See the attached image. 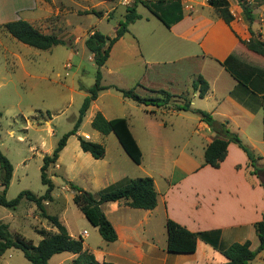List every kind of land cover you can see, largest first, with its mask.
<instances>
[{
    "label": "crops",
    "instance_id": "1",
    "mask_svg": "<svg viewBox=\"0 0 264 264\" xmlns=\"http://www.w3.org/2000/svg\"><path fill=\"white\" fill-rule=\"evenodd\" d=\"M180 1L183 18L171 28L166 29L173 38L181 42L169 50H161L157 47L156 50H148L145 54L138 49V64L141 66L139 65L137 78L133 77V81H136L135 92L139 96L148 97L146 92L161 89L164 86L163 88L174 89H171L174 96H187L191 109L210 113L217 123L225 124L226 129L236 134L257 158V165L261 170L257 175L250 174L251 168L248 166L249 161L245 153L233 143L228 144L226 156L218 168L204 165L205 148L214 138L220 136L211 131L192 112L177 111L169 105L145 106L122 97L118 114L112 109L107 114L101 108H97L96 102L108 89L99 92L97 99L91 103L89 109H93V113L95 109H98V112L107 120L125 119L141 151V163L136 166L142 174L136 178H152L157 194V204L150 211L130 208L125 200L100 206L101 211L106 209L104 211L106 215H104L117 233V240L111 243L113 248L109 253L92 252L100 255L101 260L105 262L113 264H225L227 260L221 253L222 249L233 243L249 241L250 249L255 250L259 244L254 225L261 221L264 215V151L262 150L264 144V78L254 76L247 86H243L220 63L229 55L234 54L242 63L264 72V57L248 51L243 44L251 38V32L264 40V0L248 6L253 16L252 23L246 19L242 6L235 8L231 1L227 0L229 11L233 16V20L228 24L218 16L214 7L207 4V0H195V7L189 4L193 0ZM109 2L113 1L100 0L96 4H91L93 6L89 8L88 0H84V5L77 0H0V26L12 21L24 20L42 34L55 35L66 42L73 39L72 36L66 38L70 32L83 34L86 31V36L84 35L81 39V43L84 44L85 39L94 32L102 34L98 28L102 20L112 18L115 7L107 10L96 9ZM131 3L132 0H128L126 5H118L126 8ZM90 9L102 12L103 16L97 17L96 22L88 26L89 30L83 31L79 17ZM139 15L141 19L130 24L128 33L125 34L131 35L134 43L137 44L138 40L131 34V29L137 22L149 19L147 16ZM73 17L78 20L73 21ZM116 27L112 29L113 34L107 37L114 36ZM125 35L111 47L109 58L101 68V70H106V73L119 71L120 64H117L116 69L115 66L107 64L112 58L115 47L124 41ZM75 42L78 41L75 39ZM149 53L150 57L147 58ZM174 54L175 59L160 60V57H169ZM90 58L92 59V55ZM181 62L196 64L186 81L191 85L197 76H202L209 87L203 98H200L198 92H194L191 87V92L172 87L176 79L171 75L165 74L160 80L153 75V72L163 65ZM140 84L144 85L145 89L137 88ZM137 112L139 113L138 122ZM93 113L89 116L91 117ZM186 113L195 115V118L183 115ZM168 116H176L182 120L177 123L168 122ZM80 136L91 141L88 134ZM141 140L147 141L150 145L148 149L150 161L147 167H143L144 154L139 145ZM68 146L67 140L53 165L56 168L61 167L62 155ZM171 146L175 147L174 154ZM159 147L163 148L161 154ZM121 152H124L123 149ZM83 160L88 161L90 165L98 163L103 166L98 171H89L91 166H84ZM73 163L75 168L77 165L80 166L79 172L84 174L89 183L96 187L94 190L96 194L126 177L119 176L107 180L114 176L116 166L114 161L108 159L106 149L104 157L95 160L80 149L78 141L73 148ZM130 210L137 212L132 213L133 211ZM108 215L114 218L110 219ZM167 219L193 233L217 234V248L203 240H198L196 249L192 253L168 252L166 248ZM54 229H51L52 233L56 232ZM72 256L75 257V255ZM249 264H264V250L258 253Z\"/></svg>",
    "mask_w": 264,
    "mask_h": 264
},
{
    "label": "rangeland",
    "instance_id": "2",
    "mask_svg": "<svg viewBox=\"0 0 264 264\" xmlns=\"http://www.w3.org/2000/svg\"><path fill=\"white\" fill-rule=\"evenodd\" d=\"M77 1L84 5V0ZM230 1L235 8L247 5L245 0ZM255 1L259 3L261 0ZM98 2L100 0H88L87 6L91 8L93 6L91 4ZM127 2L128 0H118L96 8L97 10L99 8L105 10L116 8L112 12L110 20H102L99 24L98 28L104 36H111L112 29L117 26L118 22L124 20L125 7L118 4L126 5ZM195 2L193 0L189 4L195 7ZM136 12L144 17H149L148 21H139L131 29V34L137 38L138 44L134 43L131 35H125L124 41L115 47L112 58L107 64L115 66V69L117 64H120L119 71L106 73V70L100 69L102 85H112L122 89L135 88L136 81H133V77L137 78L140 65L138 64V49L145 54L148 50H154L157 47H160L161 50H169L181 42L171 36L170 32L150 13L145 5L138 3ZM79 13L81 14V12ZM79 18L81 29L84 31L85 29L89 30L88 26H92L96 22L97 16L83 13ZM72 19L73 21L78 20L76 17ZM69 34L66 38L72 36V41H64V45L55 46L49 51H42L18 42L3 27L0 28V151L13 167L12 178L5 193L7 200L14 199L23 191H29L36 197L44 195L46 187L42 185L40 178L42 158L45 155H50L61 137L73 129L87 90L94 84L96 66L90 58L92 54L81 43L86 31L83 34L72 32ZM75 39L78 42H75ZM149 57L150 53L147 54V58ZM167 58L168 60L175 59L176 55L160 57V60H167ZM195 66L196 64L187 62L167 64L155 70L153 75L159 80L165 74L171 75L176 79V83H172V87L191 92L190 82L186 80ZM141 84L137 88L145 87ZM163 87L153 90L157 92L149 90L145 94L148 97L162 98L164 95L158 91H165L172 95L168 104L172 108L187 98L185 95L174 96L172 93L174 89ZM122 99L119 92L108 89L98 99L96 105L107 114L110 109L118 114ZM93 111L90 108L83 117L78 135L88 134L91 142L102 144L107 151L108 159L114 161L115 174L107 180L119 176L137 179L136 177L142 172L124 152H121L122 149L116 137L112 133L102 135L92 129L91 118L98 112V109H95L94 113ZM90 113H93L91 117ZM183 115L195 118V115L191 113ZM136 119L138 122V112ZM167 119L168 122L175 123L182 120L176 116H168ZM77 141L76 136H70L69 146L62 155L61 167L51 166L47 171L53 184V191L51 192L52 200L47 202L44 208L48 215L58 218L68 234L76 239H82L83 251L109 253L113 244L104 242L97 228L93 227L79 211L72 200L73 192L67 185L69 181L95 196L98 194L94 191L96 187L89 183L84 174L79 172L80 166L77 165L75 168L73 165V148ZM139 145L144 154L143 167H147L150 161L148 155L150 145L144 140H141ZM162 149L159 147L160 154ZM171 149L174 154L175 147L171 146ZM82 162L86 167L91 166L89 171H98L103 166L98 163L90 165L86 160ZM104 211L106 209L102 211L103 214H105ZM108 216L110 219L114 218L111 215ZM0 221L8 226L12 236L19 233L25 239L32 241L34 245H37L41 240V236L38 234L39 230L50 233L51 229H54L46 219L40 216L36 206L24 199L14 209L0 207ZM83 231H86L87 235L79 236ZM73 258L70 253H61L51 257L49 264H72ZM0 264L30 263L23 257L20 250L12 248L5 251L0 257Z\"/></svg>",
    "mask_w": 264,
    "mask_h": 264
},
{
    "label": "trees",
    "instance_id": "3",
    "mask_svg": "<svg viewBox=\"0 0 264 264\" xmlns=\"http://www.w3.org/2000/svg\"><path fill=\"white\" fill-rule=\"evenodd\" d=\"M138 3L145 5L150 13L167 29L180 22L183 18L180 0H132V3L125 8L126 13L124 15V20L118 23L112 38L94 32L85 39L84 45L92 54V60L96 66L94 84L87 90V95L79 109L78 117L73 129L61 137L50 155H45L42 158L40 178L42 185L46 187L44 195L36 197L29 191H23L14 199L7 200L5 198V193L12 178L13 167L9 160L0 151V186L2 187L0 190V207L14 209L21 200L24 199L33 203L39 211L40 216L46 219L52 227L56 229L55 233H48V231L39 230L38 234L41 236V240L37 245H34L32 241L25 239L19 233H15L12 236L8 230V226L0 221V257L5 251L14 248L20 250L23 257L30 264H49L51 257L61 253L75 255L72 259V264H113L111 262L102 261L100 255L83 251L82 239L72 238L56 216L48 215L46 213L44 206L46 202L52 200L51 192L53 191V184L48 177L47 171L49 167L56 163L60 152L65 147L70 136H76L80 149L84 153H88L93 159L99 160L104 157L105 149L102 144L91 142L82 136L77 135L83 117L91 103L97 99L99 92L105 89H114L119 92L123 98L130 99L137 104L145 106L162 107L169 104L172 95L167 94L162 90L158 91L164 95L162 98L142 97L135 92V88L122 89L116 86H103L101 84L102 75L100 69L108 60L111 47L128 33V26L130 24L141 19V16L136 12ZM207 4L215 8L218 16L225 23L228 24L233 20L227 0H207ZM242 7L246 19L249 23H252L253 16L250 8L246 5H243ZM83 13L94 14L98 18L103 16L102 12L96 10H89ZM1 27H3L7 33L18 42L37 50L47 51L55 46L65 44L63 40L57 38L55 35L42 34L39 30L24 20L8 22ZM243 44L248 51L264 57V40L256 37L252 32L251 38L248 41L243 42ZM220 64L243 86H247L254 76L264 78L263 71L242 63L234 54L229 55ZM191 88L194 92H198L200 98H203L209 89L207 82L200 75L193 80ZM150 91L157 92L153 90ZM174 109L177 111L192 112L197 115L211 131L220 136L214 138L205 148L204 165L218 168L226 156L228 144L233 143L245 153L249 161L248 166L251 168L249 170L250 174L257 175L261 170L257 165V158L241 142L239 137L226 129L225 124L217 123L210 113L198 109H191L190 100L188 98L183 99L181 104L175 105ZM90 124L93 130L102 135L112 133L129 159L136 165L141 163V151L132 137L125 119L117 118L107 120L100 112H97L92 118ZM67 185L73 192V203L88 222L93 227L97 228L100 237L106 243L115 242L117 240V233L101 211V205L109 202L125 200L126 205L130 208L150 211L153 210L157 204V194L154 190L153 180L150 177L137 179L124 178L103 189L97 194V196H94L69 181L67 182ZM254 229L259 242L258 247L255 250H251L249 241L229 245L221 250L222 255L227 260L225 264H248L258 253L264 250V215L262 220L254 225ZM166 231V248L170 253H192L196 249L198 240H203L214 248H217V234L193 233L170 219H167L166 221Z\"/></svg>",
    "mask_w": 264,
    "mask_h": 264
},
{
    "label": "built area",
    "instance_id": "4",
    "mask_svg": "<svg viewBox=\"0 0 264 264\" xmlns=\"http://www.w3.org/2000/svg\"><path fill=\"white\" fill-rule=\"evenodd\" d=\"M246 2H247V5L249 6L250 4H254V3H256V1L255 0H245ZM246 5V6H247ZM262 150L264 151V144H263V146H262ZM86 234H87V232L86 231H83L82 233H81V235L80 236H86Z\"/></svg>",
    "mask_w": 264,
    "mask_h": 264
}]
</instances>
